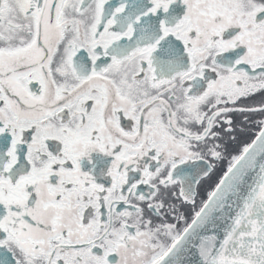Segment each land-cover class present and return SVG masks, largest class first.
<instances>
[{
  "label": "snow or ice",
  "instance_id": "snow-or-ice-1",
  "mask_svg": "<svg viewBox=\"0 0 264 264\" xmlns=\"http://www.w3.org/2000/svg\"><path fill=\"white\" fill-rule=\"evenodd\" d=\"M0 264H264V0H0Z\"/></svg>",
  "mask_w": 264,
  "mask_h": 264
}]
</instances>
